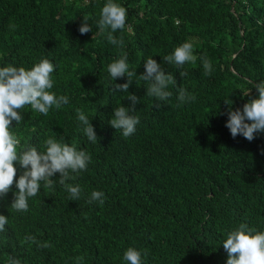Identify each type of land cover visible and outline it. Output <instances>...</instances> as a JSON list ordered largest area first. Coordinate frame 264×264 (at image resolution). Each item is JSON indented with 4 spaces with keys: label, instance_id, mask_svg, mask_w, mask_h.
<instances>
[{
    "label": "trees",
    "instance_id": "obj_1",
    "mask_svg": "<svg viewBox=\"0 0 264 264\" xmlns=\"http://www.w3.org/2000/svg\"><path fill=\"white\" fill-rule=\"evenodd\" d=\"M114 2L127 10L125 28L113 33L122 48L108 42L110 28L97 27L107 0H0V67L30 69L46 58L54 65L49 91L69 97L48 115L29 105L18 110L23 120L10 129L20 139L17 151H44L52 137L91 156L67 181L80 185L78 200L70 201L59 173L53 188L42 185L28 199L27 212L10 207L15 183L0 198V215L8 218L0 264L10 257L21 264H78L76 257L81 264H128L129 247L141 252L142 264H226L228 232L242 223L264 232V132L252 141L233 138L224 102L242 108L264 81V0ZM84 17L92 32L81 34ZM185 42L195 61H163ZM122 52L136 73L129 93L140 98L131 113L139 123L127 138L108 124L113 109L130 104L129 93L114 91L127 77L113 80L108 72ZM149 57L175 78L166 101L146 94L141 74ZM201 57L211 61L210 75ZM179 88L196 100L179 103ZM77 109L91 120L97 142L87 139ZM15 166L18 180L23 169ZM94 190L104 192L103 206L88 202ZM26 235L51 246L24 242Z\"/></svg>",
    "mask_w": 264,
    "mask_h": 264
},
{
    "label": "clouds",
    "instance_id": "obj_2",
    "mask_svg": "<svg viewBox=\"0 0 264 264\" xmlns=\"http://www.w3.org/2000/svg\"><path fill=\"white\" fill-rule=\"evenodd\" d=\"M126 12V8L115 3L114 0H107L97 22V27L102 33L106 29H111L107 35L108 42L120 48L123 47V39L115 38L113 33L125 28ZM10 28L14 29L15 25H10ZM78 30L81 34L92 32L87 17L83 18ZM162 59L169 64L175 63L177 66H182L187 61H195L196 57L193 55V45L185 42L176 47L173 54ZM201 61L204 74L210 75L211 61L206 57H201ZM143 65L145 71L141 74V79L148 82L146 94L160 102L168 100L172 93L167 89L169 85L175 84L173 74H166L161 64L152 57L147 58ZM53 71V63L46 58L30 69L12 65L0 67V198L6 197L15 183L17 191L13 193L14 198L10 207L16 212L28 211V199L35 197L42 185L44 188H53L56 180L52 177L56 173L60 174L59 184L68 192L70 201L80 199L82 194L80 185L74 186L67 181L75 179L72 173L86 170L91 160V156L83 149L77 150L74 145L52 137L44 141V151H38L35 146H28L20 152L17 151L20 139L10 129L13 121L17 126L23 120V115L18 110L29 105L33 111L48 115L53 105L59 109L62 105L69 103L68 96H57L49 91L53 88L51 79ZM108 72L113 80L126 76L127 82L115 84L114 91L129 93V87L133 84L132 77L136 73L128 70L127 53L122 52L120 57L108 66ZM181 75L184 74L181 73ZM254 87L258 95L245 103L242 108L233 110V102L229 104L224 101L228 105V119L225 126L233 138L242 135L248 141H252L255 134L264 132V81L256 83ZM125 99L130 104L113 109L108 124L116 130H121L122 135L127 138L134 134L136 125L139 123V117L131 113L136 111L135 105L140 102V98L129 93ZM177 100L179 103L186 104L194 102L196 97L186 89L179 88ZM76 112L77 120L83 126L87 139L93 143L97 142L98 137L91 120L82 109H77ZM17 163L23 172L18 180H14L17 175L15 166ZM88 202H98L103 206L104 192L92 191ZM7 223L8 218L0 215V232L5 230ZM24 242L36 243L38 248L46 249L51 246L47 242L40 244L32 235H26ZM222 245L228 254L226 264H264V232L250 228L247 224L242 223L228 232ZM144 255L146 256L147 252ZM76 260L78 264H81L83 257H76ZM124 260L128 264H142L141 252L134 247H129L124 253ZM8 264H21V262L17 258L10 257Z\"/></svg>",
    "mask_w": 264,
    "mask_h": 264
}]
</instances>
